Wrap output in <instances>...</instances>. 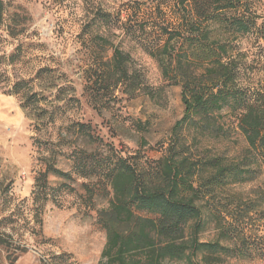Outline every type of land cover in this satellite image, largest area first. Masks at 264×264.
Here are the masks:
<instances>
[{"label":"rangeland","instance_id":"374dc122","mask_svg":"<svg viewBox=\"0 0 264 264\" xmlns=\"http://www.w3.org/2000/svg\"><path fill=\"white\" fill-rule=\"evenodd\" d=\"M2 1L0 264H101L107 233L99 219L112 192L102 178L78 175L75 163L96 164L111 149L124 157L163 156L184 113L181 87L163 78L146 49L164 45L159 25L179 27L177 0ZM250 1L264 24V0ZM259 45L264 48L250 39L239 47L254 53ZM116 48L130 54V70L141 82L132 96L104 79ZM245 79L255 85L264 74ZM18 81L28 85L16 95ZM31 95L40 102L27 109ZM216 115L222 132L182 131L194 143L190 158L220 155L226 164H251L254 171L244 182L203 190L199 239L229 247L221 264H264V165L244 160L247 143L231 109ZM77 123L88 126L94 139L80 135ZM48 166L72 178L49 172L44 186ZM232 218L240 226L222 236Z\"/></svg>","mask_w":264,"mask_h":264},{"label":"trees","instance_id":"16d2710c","mask_svg":"<svg viewBox=\"0 0 264 264\" xmlns=\"http://www.w3.org/2000/svg\"><path fill=\"white\" fill-rule=\"evenodd\" d=\"M3 10L0 0V21ZM177 10L179 27L171 31L168 25H159L164 45L146 49L158 62L163 78L181 87L184 113L163 156L157 160L141 154L124 157L111 149L96 164L75 163L78 175L100 177L112 192L109 207L99 219L107 233L101 264H221L222 255L231 251L219 242L199 239L203 190L209 194L244 182L254 169L251 164H226L220 155L193 161L189 146L194 143L189 145L182 131L222 132L216 114L228 107L247 143L244 160L264 165V79L244 84L247 75L264 74V48L259 45L260 51L250 53L239 47L242 40L264 43L259 15L250 0H177ZM100 18L106 21L107 15L101 13ZM15 57L10 56L12 64ZM130 62V54L116 48L108 68L111 74L104 79L112 78L115 88L123 86V92L132 96L141 82L130 70ZM27 85L18 81L13 94L23 93ZM27 101V109L40 102L33 95ZM76 127L80 135L94 139L88 126L77 123ZM49 172L72 178L71 173L48 166L40 179L44 186ZM236 222H228L222 236L240 226Z\"/></svg>","mask_w":264,"mask_h":264}]
</instances>
